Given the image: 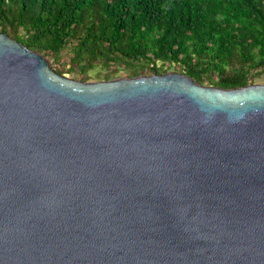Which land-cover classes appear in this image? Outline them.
Returning a JSON list of instances; mask_svg holds the SVG:
<instances>
[{"label":"water","instance_id":"95a60500","mask_svg":"<svg viewBox=\"0 0 264 264\" xmlns=\"http://www.w3.org/2000/svg\"><path fill=\"white\" fill-rule=\"evenodd\" d=\"M0 264H264V84L82 82L0 33Z\"/></svg>","mask_w":264,"mask_h":264},{"label":"trees","instance_id":"16d2710c","mask_svg":"<svg viewBox=\"0 0 264 264\" xmlns=\"http://www.w3.org/2000/svg\"><path fill=\"white\" fill-rule=\"evenodd\" d=\"M0 32L84 81L123 70L238 89L264 73V0H0Z\"/></svg>","mask_w":264,"mask_h":264},{"label":"rangeland","instance_id":"374dc122","mask_svg":"<svg viewBox=\"0 0 264 264\" xmlns=\"http://www.w3.org/2000/svg\"><path fill=\"white\" fill-rule=\"evenodd\" d=\"M68 57H69V55H65L64 60H66ZM50 64H51L52 68L55 70V72L60 71V70L66 71V70L69 69L66 66L64 67V65L62 63L56 64V63H51L50 62ZM109 71H111V70H109ZM86 73L89 75L87 78L90 79V80H88V81H84V79H83V78L86 77V75H81V74H77V73L69 74L68 77L71 78V79H74V80H78V81H82V82H91V83H94V82H109V81H115V80H119V79H130L129 76L126 74V72L123 71V70L122 71L120 70V73H119L120 75H117V77L115 75H111L112 79L107 80V81H105L104 80L105 78H103L106 75V73H107L106 70H104V71H98V70L91 71L90 70V71H88ZM143 76H152V75L146 74V75H143ZM254 81H255V84H264V73L261 76H259L258 78H255ZM205 86H210V85L206 84Z\"/></svg>","mask_w":264,"mask_h":264}]
</instances>
